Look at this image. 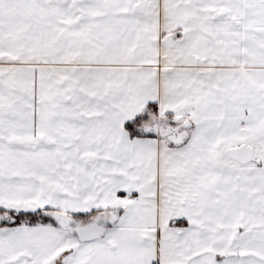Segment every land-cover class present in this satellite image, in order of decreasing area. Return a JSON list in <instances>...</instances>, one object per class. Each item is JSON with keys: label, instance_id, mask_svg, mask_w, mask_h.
Wrapping results in <instances>:
<instances>
[{"label": "snow or ice", "instance_id": "snow-or-ice-1", "mask_svg": "<svg viewBox=\"0 0 264 264\" xmlns=\"http://www.w3.org/2000/svg\"><path fill=\"white\" fill-rule=\"evenodd\" d=\"M0 221V264H264V0H0Z\"/></svg>", "mask_w": 264, "mask_h": 264}, {"label": "crops", "instance_id": "crops-1", "mask_svg": "<svg viewBox=\"0 0 264 264\" xmlns=\"http://www.w3.org/2000/svg\"><path fill=\"white\" fill-rule=\"evenodd\" d=\"M3 226H4V222L0 221V227H3Z\"/></svg>", "mask_w": 264, "mask_h": 264}]
</instances>
